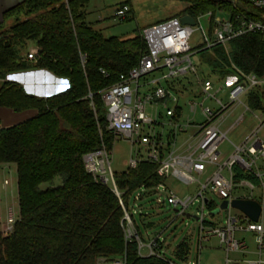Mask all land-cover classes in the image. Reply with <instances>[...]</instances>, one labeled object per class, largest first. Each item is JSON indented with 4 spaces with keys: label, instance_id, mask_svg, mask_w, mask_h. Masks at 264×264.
Segmentation results:
<instances>
[{
    "label": "trees",
    "instance_id": "trees-1",
    "mask_svg": "<svg viewBox=\"0 0 264 264\" xmlns=\"http://www.w3.org/2000/svg\"><path fill=\"white\" fill-rule=\"evenodd\" d=\"M175 1L185 5L181 14L192 17L240 11L219 0ZM88 5L89 0H23L5 13L15 19L8 29L0 30V108L16 113L34 110L36 116L0 129V166H15L19 212L12 232L6 237L0 233V264H101V259L169 264L165 258L138 255L136 240L125 238L117 197L84 169L85 154L102 146L110 151L113 145L100 92L135 67L146 51L140 33L130 39L105 38L102 29L86 20ZM121 5L128 6V2ZM245 13L254 20L263 16L250 10ZM29 42L37 48L32 67L65 80L64 91L37 98L20 84L6 80L31 67L21 53ZM197 54L210 73L221 78L233 72V64L243 74L264 79V37L259 34L231 41L228 53L216 46ZM245 102L251 110L264 112V85L251 90ZM113 178L127 210L132 194L141 186L151 191L145 197L152 205L154 189L164 181L156 166L147 163ZM43 184L48 187L42 189ZM144 206L141 203L146 211ZM136 216L138 222L133 217L132 222L142 240L141 226L153 224L146 223L148 213ZM162 251L163 243L157 253ZM188 253L185 241L173 251L182 263Z\"/></svg>",
    "mask_w": 264,
    "mask_h": 264
},
{
    "label": "built area",
    "instance_id": "built-area-1",
    "mask_svg": "<svg viewBox=\"0 0 264 264\" xmlns=\"http://www.w3.org/2000/svg\"><path fill=\"white\" fill-rule=\"evenodd\" d=\"M219 1L229 2L240 11L234 9L233 14L218 11L190 16L194 21L193 26L181 25L180 18L174 17L142 29L140 36L146 46L145 53L135 67L120 74L114 85L103 89L100 98L105 109L107 130L114 136L113 142L117 139L126 140L133 149L126 172L141 163H147L156 166V173L163 180L172 177L186 186L196 187L192 197H177L163 182L153 192L156 206L173 208L177 216L192 218L199 225L197 256L182 264H200L202 246L212 239L218 241L225 253L224 264H264V140L260 137L264 128V112L253 111L242 101L251 90L264 85V79L243 74L231 64L233 72L224 77L220 88H216L212 81L200 75L193 62L194 50L189 45L194 29L201 33L200 48L196 53L216 46L228 52L229 43L233 40L249 34L264 37V0ZM248 10L263 16L260 20H254L246 15L245 11ZM129 12L127 5H121L114 11V17L121 22ZM202 19L207 23L206 31L200 25ZM36 56L37 51H31L26 58L35 61ZM157 71H162V74L147 80L149 75ZM101 74L107 77L106 72L101 71ZM189 77L194 80L198 90L193 92L194 100L202 97L200 102L189 103L192 113L199 108L202 117L199 124L189 117H180L178 97L187 91L177 87H183ZM223 90L225 94L217 98ZM207 101L211 105L206 107L204 104ZM239 106L244 111L234 117L226 131H222L226 119ZM247 112L256 124L238 144H233L226 135L242 123ZM179 135H186V140L176 148ZM225 141L232 149L230 154H223L219 150ZM109 155L110 151L103 146L98 151L85 154V171L109 187L117 197L123 213L125 238L136 240L138 255L164 259L162 252L157 253L162 243L160 235L144 245L132 222L133 215L144 212L141 203L146 201L145 196L151 191L139 187L132 194L127 210L114 182ZM3 185L7 186L8 182L5 180ZM213 198H217L220 204L227 202V208L223 210L226 215L220 225L208 221L209 217L222 211L211 216L210 213L220 206L215 204ZM233 200L257 203L260 207L257 221H251L241 211L232 208L230 204ZM194 203H198L199 208L190 216L186 213ZM233 210L238 215L233 214ZM16 220L14 211L7 207L4 217L0 216L2 236L6 237L12 232ZM243 234L251 235L254 251L249 250L244 237L236 238V235ZM143 247L147 251L145 256L141 253ZM232 254L240 259H229ZM114 264L123 263L117 261Z\"/></svg>",
    "mask_w": 264,
    "mask_h": 264
},
{
    "label": "rangeland",
    "instance_id": "rangeland-1",
    "mask_svg": "<svg viewBox=\"0 0 264 264\" xmlns=\"http://www.w3.org/2000/svg\"><path fill=\"white\" fill-rule=\"evenodd\" d=\"M129 1L132 4V13H129L127 19L124 21H118L114 17V11L119 7L121 2ZM185 5L179 1L175 0H89V5L86 8L88 22L94 23L95 27L98 29H102L103 36L105 38L109 37H117L120 39L130 38L140 32V30L148 25L160 23L165 19H168L172 16H177L182 12V9ZM101 17L104 21L103 23L96 22L98 17ZM200 25L203 30L206 31L207 23L205 19L200 21ZM201 42V33L197 29L192 32V35L189 40L190 47L194 50L193 54V62L199 67V71H202L207 78L215 84V87L222 86L221 84H216L217 78L216 75L210 73V70L206 64L202 61V56L196 53L197 49H199V45ZM31 43H27L25 47L21 50V53L24 54L27 52V48ZM229 52V50H228ZM226 52V53H228ZM228 55V54H227ZM229 56V55H228ZM162 74V71L154 72L153 74L147 77V80L158 77ZM64 81V80H63ZM63 83V82H62ZM194 80L189 77L188 81H186L183 87L178 86L177 89H185L187 91L186 95L178 97V107L182 112V116L184 118L189 117L191 120L195 121L197 124L202 122V117L200 115L199 108L195 112H191L189 109V103H197L200 102L202 97L194 100L192 91H198L196 85L194 84ZM61 86L59 85L51 89L49 92H58L61 90ZM57 90V91H56ZM224 91V90H223ZM223 94L220 93L218 97H221ZM223 99V98H222ZM243 103L245 100L242 99ZM206 107L210 106V101H207L204 104ZM244 111L242 106L235 108L232 116L226 119V123L222 126V131H226L229 125L234 121V117L239 116ZM161 121H165L162 119ZM163 123V122H162ZM256 124V121L252 118L249 112L244 114V119L242 123L234 130L229 132L226 135L228 141L233 144H238L240 139L248 133ZM260 137L264 140V128L260 132ZM225 141L220 146V151L222 153L230 154L232 149L228 143ZM133 153L132 147L130 144L123 139H117L113 142L112 148L110 150L109 162L112 173L118 174L126 170L127 162L130 156ZM8 170L0 172V183L3 180L8 182L9 188L12 191V195L9 197V201H6V207L3 204L0 206V216L4 217L5 211L7 207H11L14 211V215L16 219L19 217L18 212V200H17V187H16V170L14 165H10ZM60 181L58 179L54 180V184L58 185ZM165 187L174 193L177 197L182 198L185 196H193L196 192L195 186H186L179 182L178 180L168 177L164 181ZM47 184H43L41 186L42 189L47 188ZM153 199V206L149 211V218L146 221L147 224H153V227L143 228L141 226V237L142 243L146 245L149 240L154 238L155 236L160 235V238L163 243V251L162 254L164 258L172 264H182V262L178 261L174 255L173 251L176 246L185 241L189 247V253L187 258L189 260H194L197 256V233L199 225L198 223L189 217L177 216L174 212L173 208H169L167 206L158 208ZM216 205L220 204V201L217 198H213ZM148 202V201H147ZM149 205V202L146 203ZM199 204L194 203L188 210L187 213L190 216H193L194 213L198 210ZM233 214L238 215L236 210L232 211ZM226 215L225 211H220L217 215L213 217H209L208 221L215 222L217 224H221ZM134 222H138V217L133 215ZM1 230V227H0ZM246 239L249 250L254 251L255 247L252 241V237L250 234L236 235V238ZM146 249L143 247L141 250L142 255H146ZM200 264H224L225 253L222 250V247L219 245L216 239H212L209 243H206L202 246V250L200 252ZM229 259L235 260L240 259L237 255H229ZM101 264H114L115 262H105V260H99ZM117 262V261H116Z\"/></svg>",
    "mask_w": 264,
    "mask_h": 264
},
{
    "label": "crops",
    "instance_id": "crops-1",
    "mask_svg": "<svg viewBox=\"0 0 264 264\" xmlns=\"http://www.w3.org/2000/svg\"><path fill=\"white\" fill-rule=\"evenodd\" d=\"M22 1L23 0H0V30H6L14 23L15 18L13 16H11V17L6 16L5 17V13H7L9 10L16 7L17 5L21 4ZM127 2H128L129 9L131 11L130 13H132L133 12L132 4L129 1H127ZM122 3H125V2H121L120 4H122ZM184 9H185V6L183 7L182 12ZM181 13L177 16H172L170 18H174V17L181 18V17L185 16ZM170 18H168V19H170ZM165 20H167V19H165ZM103 21L104 20L100 16L96 19V22H98V23H103ZM151 25H154V24H151ZM151 25H148V26H151ZM148 26H145L142 29H144ZM141 30H140V32H141ZM136 35H134V36H136ZM134 36H132V37H134ZM132 37H130V38H132ZM130 38H124V39H130ZM27 49H28L27 52L22 54L23 58H25L27 56V54L30 53L31 51H37L35 44L32 42L28 46ZM26 62L29 66H31L30 68H28L24 71H21V72H16V73L8 75L6 77V80L20 84L23 87L24 91L28 95H31V96H34L37 98H47L51 95L60 93L67 88V82L65 80L63 81V79L57 78L45 70L33 68L32 67V65L34 63L33 60H27ZM198 70H199V67H198ZM199 72L203 78H207V76H206L207 74L205 75L202 71H199ZM216 77H218L216 84L219 85L222 83V85H223V79L224 78H221L218 75H216ZM0 82H1V80H0ZM61 84L63 87V88H61V90H58V92H49V91H51V89H54V87H56V86L59 87V85L61 86ZM193 92L194 91H192L191 93L193 94ZM221 93L224 95L225 91H222ZM186 94H184V95H186ZM224 98H225V96H224ZM35 116H36V111H34V110H28V111H24L21 113H16V112H13L9 109L0 108V129L12 127L14 125L25 122L29 119H32ZM180 117L184 118L182 116V112H181ZM185 140H186V135H179L176 138V148H178ZM223 154H225V153H223ZM9 166L10 165H1L0 166V172L8 170V168H10ZM4 181L5 180H3V182ZM164 181H163V183H164ZM3 182L0 183V206L3 205L1 202L4 201L5 202L4 207H6V204H7L6 201L7 202L9 201V197L13 193H12L11 189L9 188V185L4 186ZM152 206L153 205H151V204L146 205V201H145L144 207L146 208V211H144V213H148V211H149L148 208L150 209ZM158 208H161V207H158ZM149 212H152V211H149ZM187 260H188V258H187Z\"/></svg>",
    "mask_w": 264,
    "mask_h": 264
},
{
    "label": "water",
    "instance_id": "water-1",
    "mask_svg": "<svg viewBox=\"0 0 264 264\" xmlns=\"http://www.w3.org/2000/svg\"><path fill=\"white\" fill-rule=\"evenodd\" d=\"M181 25L193 26L194 21L190 16H183L179 19ZM231 207L241 211L245 214L251 221L256 222L260 213V207L257 203L251 201H241V200H233L231 202ZM227 208V202L223 201L219 208L211 212V216L217 214L219 210H224Z\"/></svg>",
    "mask_w": 264,
    "mask_h": 264
}]
</instances>
